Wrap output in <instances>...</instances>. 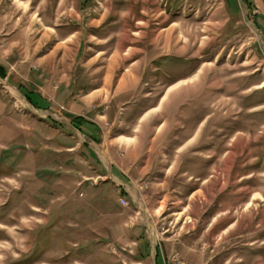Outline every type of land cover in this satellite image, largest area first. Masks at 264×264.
Returning a JSON list of instances; mask_svg holds the SVG:
<instances>
[{
  "label": "rangeland",
  "instance_id": "obj_1",
  "mask_svg": "<svg viewBox=\"0 0 264 264\" xmlns=\"http://www.w3.org/2000/svg\"><path fill=\"white\" fill-rule=\"evenodd\" d=\"M73 30L80 33L67 35ZM134 59L143 80L133 101L143 108L167 94L148 116L157 115L145 135L147 143L155 136V148L131 167L102 146L124 125L110 93ZM1 64L54 110L37 119L20 93L2 90L0 204L9 210L1 214L0 264H264V0H0ZM69 80L79 95L104 90L67 110L52 95ZM147 93L150 103L141 99ZM80 124L99 134V157L70 133L63 140L80 144L78 167L58 158L52 141ZM83 157L95 172L117 165L132 178L143 213L126 215L132 210H121L126 198L114 188L95 202L80 196L81 177L64 171L87 175ZM125 219L145 221L159 252L140 257L139 245L119 238Z\"/></svg>",
  "mask_w": 264,
  "mask_h": 264
},
{
  "label": "crops",
  "instance_id": "obj_2",
  "mask_svg": "<svg viewBox=\"0 0 264 264\" xmlns=\"http://www.w3.org/2000/svg\"><path fill=\"white\" fill-rule=\"evenodd\" d=\"M38 24L41 23L43 24L44 27H47L44 22L45 18L43 16H38ZM44 22V23H43ZM40 26V25H39ZM48 33L50 34L51 32L47 29L43 30L44 35H48ZM80 32L77 30H73L72 32L68 33L67 35H73V36H77V34H79ZM11 34V33H10ZM93 36V35H92ZM94 37V36H93ZM63 44V43H62ZM61 43L57 44L55 48L59 47L62 45ZM16 42H12V44L9 46V49L12 50V48L14 46H16ZM130 47V46H129ZM130 47L129 50H131ZM6 51V50H5ZM119 55V53L116 51L113 56L112 59H114L115 57H117ZM137 64H140V61L138 59H134L130 62V64L128 66H123L122 70H121V75L117 78V85H118V91L113 92V94L110 93V108L111 110H113V116H117L120 115V123H123V127L121 130L118 131V133L114 134L110 139L109 142H107V139L104 137L103 132H101V137H104V141H105V149L103 150V146H102V151H106L108 155H112L114 157L117 156H121L122 158V163H124L125 165H129L131 167H133V165L138 164V163H143L147 161V157L148 155L152 154V148L154 147V143H155V136L153 137V139L151 140L150 143H147V141L145 140V135H147V133L150 131V129L154 128V122L156 120V116H153L150 118V120H148V116L150 114H153V110L158 109V107L160 106V104L163 102V99L165 97L166 93L162 96V100L155 103V104H151L149 100L153 101L154 99L152 98L154 95L151 94L149 95V93L143 95L141 97V99H144L145 102L148 100L147 103H150L149 105H145V107H141L139 106L138 101H133L132 99V94L136 92L137 90V85H140L142 83L143 80V76L138 77V74H136V70L138 69ZM0 67L4 70L5 72V76H1L0 74V101H2V90L6 89V90H10V91H16L14 92L16 96L19 95V93L21 94L22 98L25 100V104H26V110L28 113H32L31 115L36 116L37 119L38 117H40V114H46L47 116H49L50 114L46 113L49 111H52L54 109L51 108V106L49 105V103L47 102V97H45L44 93H42L39 90L36 89H28L27 87H24L23 85H19V83L17 81H12L10 80V72L8 71V69L3 66L2 64L0 65ZM133 68V70H132ZM135 68V69H134ZM138 72V71H137ZM108 77V74L106 75V78ZM183 81H185L186 79H182ZM179 80V81H182ZM175 82L174 84H172L168 89L174 88L178 83L180 82ZM182 81V82H183ZM103 82H105V78L103 79ZM8 84V85H7ZM72 81L68 82L67 85H60V88L53 93V100H55L60 106L63 105L67 108V110H73V111H78L81 110L84 106H88L90 105V103H87V101H92L93 99L98 98L97 96L99 95V93L103 92L104 88H101L100 90L98 89H92L87 91L86 93L79 95L77 93H73L71 90H69V87L71 86ZM17 87H19L18 89L20 90L18 92ZM47 87H49V85L47 84ZM42 88V87H41ZM14 89V90H12ZM49 90V88H48ZM98 90V91H97ZM47 93H49L47 91ZM11 94H13L11 92ZM13 95V96H15ZM15 96V97H16ZM51 96V95H50ZM148 98V99H146ZM132 100V101H131ZM165 100V99H164ZM1 104V102H0ZM138 107H140L139 112H135V110L138 109ZM58 113H60L59 111H56ZM65 114H69L67 112H63ZM81 117H84V115L79 114ZM32 116V117H33ZM51 116V115H50ZM85 118V117H84ZM49 121V119H46V122ZM154 121V122H153ZM163 121V122H162ZM159 121V123H163L165 120ZM152 125V126H150ZM65 130V129H64ZM69 133H63L64 131L62 130V132H60V134L62 133V137H60V135H57V137H53L52 143L56 144L55 147H53V151L58 152V158L62 159L64 161V163L69 162L72 165L74 164L75 166L79 165L81 166V156L78 155H74L76 154L75 152H77V150L79 149V143L75 144L74 146H67L66 145V141L63 140L65 139V136L69 137L70 133L71 136H73L74 138L76 137V139L81 140L85 146L89 149V155H93V153L95 154L96 158L98 159L99 155H98V150L96 149L98 147L97 141V137H98V133L94 132L91 127H87L86 124H80L78 127H73L71 129H68ZM67 134V135H65ZM92 136V137H91ZM49 138V137H48ZM96 139V140H95ZM186 141V140H185ZM51 143V141H50ZM202 143V142H201ZM199 143V145L201 144ZM181 144V145H180ZM177 147V150H179L182 146L185 145V143H180ZM48 149L50 148L49 146H47ZM154 150V149H153ZM49 155L53 154L55 155L56 153L52 152V151H48ZM151 152V153H150ZM119 153V155H118ZM148 153V155H147ZM85 160L84 162H90V164H88V176L83 174L82 172L80 173V171H78L77 169H69L65 170L64 172H72L77 174L78 176L81 177L80 181L77 182V184L81 185L83 184L84 187H86L87 191L86 194L80 195V196H86L90 199V201L95 202L98 199L102 198L103 195L106 194V192L108 190H112L117 189V192L119 194V196H121L123 199H125L126 201V205L124 206V209H121L122 211H130L132 210L133 214H129L126 213V215H131V218H133L132 216L134 215L135 211H140V213H143L142 209V204L143 201L140 200V195L137 197V194H139L138 191H136V183L132 178H129L126 174L125 176H121L116 168L118 169V166L116 165L115 167H101L99 169H97L98 172H95V169H92L93 167L91 166L92 163L91 161H89L86 157H83ZM76 163V164H75ZM92 163V164H91ZM114 163V160H113ZM112 163V164H113ZM50 166V165H49ZM48 166V167H49ZM69 168V167H68ZM105 168V173L102 172L101 170ZM136 168V166H135ZM90 170V171H89ZM142 170L144 171L145 168H142ZM93 173H96L94 175L100 177V183L94 185L95 183H97V181L94 183V181H90L94 175H92ZM95 176V177H96ZM43 179L41 180L42 182V186H44L45 183H43ZM47 179V178H45ZM50 179V178H48ZM79 179V178H78ZM60 181H62L60 179ZM137 182V180H136ZM102 183V184H101ZM92 185V186H90ZM45 187V186H44ZM51 190V188H46ZM64 191H69L68 189H66L65 187H63ZM52 191V190H51ZM200 192V190H196L193 194L192 197L194 196V194ZM51 193V192H49ZM124 197H123V196ZM78 196V195H77ZM142 197V196H141ZM70 200V199H69ZM75 201V199H73ZM137 200V201H136ZM71 202H65L63 203V205H59V208H61L62 210L67 208L66 205ZM116 204L118 205V207L120 206L117 203V199H115ZM141 204V205H140ZM80 205H76L77 209L79 208ZM123 208V206H120ZM119 207V208H120ZM101 210V209H99ZM98 210V211H99ZM135 210V211H134ZM96 211V210H94ZM138 214V212H137ZM125 215V218H126ZM144 220V217H143ZM142 220V224H137L135 225L134 223H132V225L129 224V220L127 221V219H125V232H121L119 233V238H125L128 239L129 242H131L133 245H139V248L137 247V253H139L141 256L140 257H144L147 255L152 256L154 253H158V249L155 248V252L153 251V240H152V234H149L147 227H146V222ZM143 227H145V230L143 229ZM144 230V231H143ZM97 241V240H96ZM147 249V251H146ZM131 254L133 253L132 250H130ZM117 254V253H115ZM156 255V254H155ZM154 255V256H155ZM119 256V255H118ZM139 257V256H138ZM137 257V258H138Z\"/></svg>",
  "mask_w": 264,
  "mask_h": 264
},
{
  "label": "flooded vegetation",
  "instance_id": "obj_3",
  "mask_svg": "<svg viewBox=\"0 0 264 264\" xmlns=\"http://www.w3.org/2000/svg\"><path fill=\"white\" fill-rule=\"evenodd\" d=\"M5 206H6V204H3V205L0 204V218H1L0 221L5 220L4 218L1 217V214H4L5 211L9 210V209L6 210V207H5ZM10 209H12V207H11ZM90 255H91V254H90ZM90 255H89V256H90ZM92 255H93V254H92Z\"/></svg>",
  "mask_w": 264,
  "mask_h": 264
},
{
  "label": "trees",
  "instance_id": "obj_4",
  "mask_svg": "<svg viewBox=\"0 0 264 264\" xmlns=\"http://www.w3.org/2000/svg\"><path fill=\"white\" fill-rule=\"evenodd\" d=\"M0 74H1V76H5V72H4V70L0 67ZM78 120V118H74V121H77Z\"/></svg>",
  "mask_w": 264,
  "mask_h": 264
},
{
  "label": "built area",
  "instance_id": "obj_5",
  "mask_svg": "<svg viewBox=\"0 0 264 264\" xmlns=\"http://www.w3.org/2000/svg\"><path fill=\"white\" fill-rule=\"evenodd\" d=\"M119 203H120V201H119Z\"/></svg>",
  "mask_w": 264,
  "mask_h": 264
}]
</instances>
